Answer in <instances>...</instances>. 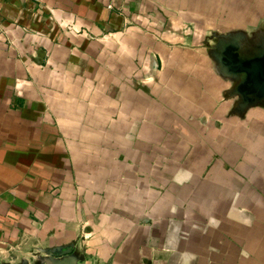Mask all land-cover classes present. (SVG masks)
<instances>
[{
  "label": "crops",
  "instance_id": "obj_1",
  "mask_svg": "<svg viewBox=\"0 0 264 264\" xmlns=\"http://www.w3.org/2000/svg\"><path fill=\"white\" fill-rule=\"evenodd\" d=\"M264 0H0V264H264V110L214 32Z\"/></svg>",
  "mask_w": 264,
  "mask_h": 264
},
{
  "label": "water",
  "instance_id": "obj_2",
  "mask_svg": "<svg viewBox=\"0 0 264 264\" xmlns=\"http://www.w3.org/2000/svg\"><path fill=\"white\" fill-rule=\"evenodd\" d=\"M217 73L230 81L226 91L234 99L233 114L245 116L252 108L264 110V23L255 32H214L205 41ZM85 255L75 243L44 249L20 264H82ZM3 264H12L10 262Z\"/></svg>",
  "mask_w": 264,
  "mask_h": 264
}]
</instances>
